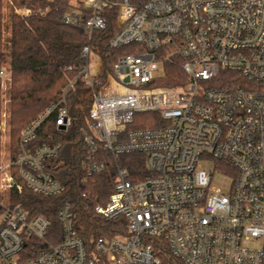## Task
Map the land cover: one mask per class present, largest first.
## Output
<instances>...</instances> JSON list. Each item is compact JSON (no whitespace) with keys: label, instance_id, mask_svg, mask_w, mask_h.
<instances>
[{"label":"built area","instance_id":"obj_1","mask_svg":"<svg viewBox=\"0 0 264 264\" xmlns=\"http://www.w3.org/2000/svg\"><path fill=\"white\" fill-rule=\"evenodd\" d=\"M111 6L118 24L111 46L136 42L142 49L119 55L105 73L99 54L85 45L82 64L67 67L77 74L61 99L21 130L14 158L1 157L0 263L264 264V0H84L63 20L91 37L106 26ZM31 11L16 9L21 16ZM164 44L183 58L186 82L150 85L164 72L155 51ZM221 70L240 73L241 81L217 85ZM80 76L91 99L82 128L85 178L105 169L100 150L115 158L143 153L149 175L133 180L120 167L108 203L95 206L108 220L123 218L117 233L87 240L66 202L58 210L62 239L52 242L45 238L50 218L13 204L11 190L26 185L55 196L65 189L49 170L62 143L33 142L49 117L58 128L71 124L67 93ZM10 80V69L0 68L1 87ZM145 112L157 114L154 125L130 127ZM207 161L212 167H202ZM222 161L230 172L217 166ZM215 171L232 176L228 192L211 187ZM31 239L42 245L26 259Z\"/></svg>","mask_w":264,"mask_h":264},{"label":"trees","instance_id":"obj_2","mask_svg":"<svg viewBox=\"0 0 264 264\" xmlns=\"http://www.w3.org/2000/svg\"><path fill=\"white\" fill-rule=\"evenodd\" d=\"M83 1L9 0V11L6 12V1L0 0V68L6 65L11 71L6 94L12 158L20 151L21 130L49 105L61 99L63 89L77 74L76 70H68L67 67L82 64V49L85 45H90L99 54L105 73L113 70L119 55L142 49L136 42L119 48L111 46L110 40L118 31L116 6L105 8L106 26L96 29L91 37L83 26L66 23L63 15L78 8ZM132 1L139 3L147 0ZM16 7H28L32 11L21 16L15 11ZM82 12L84 18L89 15L85 10ZM7 29L9 36L6 38L4 33ZM155 51L163 62L164 72L150 85L175 86L188 80L181 66L183 58L174 53L175 46L164 44ZM169 54L171 56L167 58ZM220 74L221 80L215 83L222 87L236 84L242 78L240 73L234 71L221 70ZM3 101L0 81V124L4 113ZM67 106L71 124L67 128H58L54 117H49L33 142V145L56 141L62 143L58 155L49 161V170L64 184L65 189L58 195L47 196L35 193L24 185L21 192L11 190L12 202L21 205L31 215L41 214L50 218L51 227L45 238L52 242L62 239L58 210L66 202L72 205L76 213L77 228L87 240L100 235H113L118 232L116 226L123 225V218L108 220L95 210V206L108 203L115 190L120 167L125 168L133 180L149 175L146 157L143 153L133 152L115 158L111 153L100 150L97 158L105 161V169L85 178L82 158L86 154L87 145L82 128L88 126L91 99L87 96L83 77H78L75 86L68 91ZM153 119H157V114L140 113L130 127L154 125ZM222 164L217 166L227 172L233 168L225 161ZM31 240L25 247L26 259L33 256V249H39L42 245L37 239Z\"/></svg>","mask_w":264,"mask_h":264},{"label":"rangeland","instance_id":"obj_3","mask_svg":"<svg viewBox=\"0 0 264 264\" xmlns=\"http://www.w3.org/2000/svg\"><path fill=\"white\" fill-rule=\"evenodd\" d=\"M5 11L8 12L9 11V0H5ZM23 7H16V9H20ZM15 9V11H16ZM5 37L7 38L9 36V30H5L4 33ZM6 65H4L5 67ZM7 67V66H6ZM92 67L95 68L94 63H92ZM10 85V81L8 83H6V85L2 88V95H3V109H4V113H3V120L2 123L0 124V127L4 128V131H0V152H2L1 157H3V160H7L8 159V153H10V132H9V115L7 112V107H8V95L6 94L7 89L9 88ZM87 96L88 98H90L89 96V92H87ZM1 161V160H0ZM202 167L204 168H209L212 167L213 162L212 161H207V162H202ZM232 176L225 174L223 172H219V171H215L212 181H211V187H213V189H219L221 192H228L230 190V186L232 183Z\"/></svg>","mask_w":264,"mask_h":264}]
</instances>
